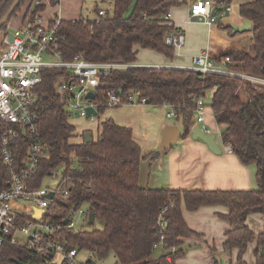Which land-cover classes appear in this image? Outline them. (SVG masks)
Segmentation results:
<instances>
[{
	"label": "trees",
	"instance_id": "trees-1",
	"mask_svg": "<svg viewBox=\"0 0 264 264\" xmlns=\"http://www.w3.org/2000/svg\"><path fill=\"white\" fill-rule=\"evenodd\" d=\"M12 1L0 0V18ZM35 1L41 2L20 0L10 19L22 9L24 16ZM108 3L111 10L106 6ZM181 4L177 0H100V4L94 5L93 17L60 20L59 32L64 36L60 46L62 60L71 61L80 54L91 62L134 64L135 46L172 60L174 49L165 44L164 38L174 27L164 18L172 7ZM43 8L41 4L36 11L42 12ZM102 9L106 16L97 21V13ZM239 15L252 23L249 45H231L215 60L219 63L228 58L227 69L264 78V0L240 4ZM8 22L0 29V48ZM219 28L231 33L229 27ZM63 77L64 72L57 69L42 73L39 90L43 97L38 103L37 128L45 155L32 183L40 186L51 169L64 164L62 174L71 176L73 188L68 199H57L60 211L53 208L52 221L61 223V218L65 219L71 209L81 206L94 213L98 228L61 233L70 247L79 253L87 251L98 260H105L113 253L115 264H175L187 251L182 239L200 236L187 226L182 207L193 212L204 206H222L226 213L220 217L230 225L222 252L230 257V262L232 255H236V264H246L243 256L248 245L255 242V264H264V230L256 234L246 223L250 215L264 216V86L238 77L202 75L177 68L131 67L114 70L100 79L93 99L99 114L105 110L111 89L125 101L135 94L149 105H169L182 129L181 138L189 135L194 124L196 100L205 99L210 93L209 107L214 120L217 125L225 126L221 142L229 143L231 153L242 164L256 166V190H168L138 185L143 156L131 129L106 119L99 124L97 138L90 137V142H84V134L75 132L68 121L65 102L57 95V85ZM170 204L173 206L161 215L167 223L164 245L154 258L153 246L159 239L156 219L161 209ZM210 251L215 252V248L211 247ZM14 260L42 262L33 250L0 247V264H15Z\"/></svg>",
	"mask_w": 264,
	"mask_h": 264
},
{
	"label": "built area",
	"instance_id": "built-area-1",
	"mask_svg": "<svg viewBox=\"0 0 264 264\" xmlns=\"http://www.w3.org/2000/svg\"><path fill=\"white\" fill-rule=\"evenodd\" d=\"M39 5L41 2L35 1L22 16L19 26L12 33L4 34L3 47L0 48V247L7 245L33 250L42 259L37 264H81L79 252L69 246L61 233L64 230H79L73 221L76 214L88 223L87 208L71 209L65 219L61 218V223L52 221L55 216L53 208L60 211L57 199H68L73 188L71 176L62 174L64 164L51 169L43 179H48L51 184L34 186L32 183L45 155L37 128L38 103L43 97L39 90L42 73L47 69L64 72L56 91L65 102L68 121L80 118L101 123V116L106 110L128 104L145 105L146 100L131 94L125 101L122 95L111 89L105 110L99 114L97 104L93 99L86 98L87 94L95 93L100 79L112 71L140 66L111 61L91 62L80 54L71 61L62 60L60 46L64 36L59 32L60 19L43 22L41 12L36 11ZM231 11V4L223 0L196 1L190 6V21L211 29ZM105 16V10H99L97 21ZM164 19L170 21V12ZM9 35L12 41L8 40ZM164 41L174 49V56H178L184 45V34L180 29L173 28L165 35ZM227 62L228 58L216 62L210 55V49L205 47L191 58V64L186 69L202 75L238 77L264 86V78L231 71L226 68ZM204 101L203 98L196 100L194 125H199L204 133H211L205 125H200L208 115ZM164 107L167 109L166 118L175 119L174 110L169 105ZM88 108H92L94 113H88ZM210 116L214 118V114ZM230 149L229 143L223 144V150ZM50 193L52 196L48 197ZM172 206L170 204L161 209L156 219L159 239L153 246L154 250L164 245L167 223L161 215ZM37 210H40L39 215Z\"/></svg>",
	"mask_w": 264,
	"mask_h": 264
},
{
	"label": "crops",
	"instance_id": "crops-1",
	"mask_svg": "<svg viewBox=\"0 0 264 264\" xmlns=\"http://www.w3.org/2000/svg\"><path fill=\"white\" fill-rule=\"evenodd\" d=\"M177 1L182 4L172 7L169 12L170 22L173 27L180 29L184 34L185 41L179 51V55L174 56L172 60H168L164 56L153 52L154 56L157 55L159 57H152V60L163 62L161 59H164V62L157 64L139 62L137 66H174L186 69L191 64V58L205 47L210 49V55L215 59V57L219 56L220 53L224 52L231 45L240 47L238 43L244 39L248 40L251 36L252 23L250 21L251 29L249 31L238 32L239 34L236 36H232V29L231 33L228 34L224 29L219 28H230V25H242L244 18L239 15V5L245 3L247 0H231V13L221 19L211 29L203 24L190 21L191 4L202 0ZM79 2L80 0H41V4L45 6L41 12V18L43 22H50L55 18H59L60 20H77L80 15L78 12ZM48 3L49 5L56 4L58 7H49ZM71 4H75L74 9L71 7ZM17 15L18 22L16 24L18 26L23 15V9ZM192 23H194V26L206 30V37L200 40L197 47H189L187 45L185 29L188 30ZM134 49L136 51L143 50L138 49V46H135ZM143 60L149 62L147 60L150 59ZM145 105V107L144 105L136 104L121 105L106 110L105 114L101 116L102 120L109 118L118 126L127 127L132 130L133 140L140 146L143 156L138 173V185L140 187L208 191H248L257 189L255 179L256 166L254 164L244 165L231 151L223 150L221 131L224 130V125H217L214 118L210 121L212 125L215 122V131H218L219 136L216 138L215 135V140L221 149L220 154L212 153L200 139L192 138L190 130L194 124L190 128L187 137H180L173 147L158 153L156 150H158L164 127L167 125L177 126L180 128L181 133L182 129L175 119L166 118L167 109L164 105ZM207 110L209 109L207 108ZM207 112H209L208 116L212 113L211 110ZM208 118H211V116ZM170 121H174V124ZM69 123L74 126L77 134L81 135L88 132L91 137L92 132H95L93 139H96L99 134L100 122L91 123L84 119L73 118L69 120ZM225 213L226 208L222 206H204L193 212L186 211L182 207V215L187 226L200 236L182 239L187 251L184 256L176 259L175 264H215L216 261H218V264H221L223 259L226 260L224 258L226 255L222 252L221 247L225 240V234L230 229V225L220 217L221 214ZM246 223L256 234L264 230L263 215H250ZM211 247L215 248V252L210 251ZM255 248V242L249 244L243 256H246L251 264H255L253 256ZM244 261L248 264L245 259Z\"/></svg>",
	"mask_w": 264,
	"mask_h": 264
},
{
	"label": "rangeland",
	"instance_id": "rangeland-1",
	"mask_svg": "<svg viewBox=\"0 0 264 264\" xmlns=\"http://www.w3.org/2000/svg\"><path fill=\"white\" fill-rule=\"evenodd\" d=\"M203 1V0H202ZM47 2V1H46ZM100 4V0H80L79 2V7H78V12L80 13L79 15V18L80 17H83V18H87V17H93L95 14L93 12V8H94V5L96 4ZM49 5V3L47 4ZM58 7V5L54 4V5H49V7ZM108 7L109 10H111V5L108 3L106 5ZM71 7L74 9L75 8V4H71ZM45 8V6H44ZM23 16V15H22ZM18 15L16 17H13L12 19H10V21L8 22L7 24V28H6V32L7 33H12L14 29H16L18 26H17V22H18ZM66 18V17H64ZM22 19V18H21ZM43 20V19H42ZM20 24V23H19ZM185 33L187 35V45L189 47H197L200 42V40L203 38V37H206V30H203L201 27H198V26H194V23H192L191 27L186 30L185 29ZM240 47H246L247 45H249V41L247 39H244L242 41H240L238 43ZM138 49H140L138 47ZM156 57H159L157 55H155ZM154 54L153 52L151 51H148V50H138L137 51V57H136V61H135V65H139V62L140 63H154V64H157V63H163L164 62V59H161L163 62H157L156 60H152V57H154ZM143 59H150V60H147L149 62H145ZM159 59V58H158ZM210 93L206 95L205 97V105H206V111H209L210 110ZM146 105H144L145 107ZM150 107V106H149ZM207 108L209 110H207ZM209 113V112H208ZM212 115V113H211ZM210 116L206 115L205 116V122L203 124H200V125H205L207 126V128L209 130H211L212 133H214L216 135V138H218V131H215L216 129V126H215V122H214V125H212L210 123V121H212V118H208ZM211 119V120H210ZM172 124H174V121H170ZM85 123V122H84ZM95 132L93 133L92 132V136L91 138L93 139L95 137ZM157 151V150H156ZM48 184H51L48 179H45L43 182H42V186H47ZM73 221L75 222V226L77 229H81V230H91V229H94V228H98L99 225L97 224V222L94 221L93 224H88L87 222H84L83 218L80 217L79 215H75L73 217ZM264 228V227H263ZM160 250H156L153 252V257L156 258L159 256L160 254ZM226 260H222L221 261V264H236V255H232V258H231V262L229 261L230 257L228 256H225L224 257ZM56 259V257L54 258V260ZM244 259L248 262V264H251L248 259L246 258V256L244 257ZM78 260L81 264H85L87 263L88 260H92L94 261L95 263L97 264H115L116 262V258H115V255L113 253H110L109 256L105 259V260H98L96 258H94V256L87 252V251H82L79 253V256H78Z\"/></svg>",
	"mask_w": 264,
	"mask_h": 264
},
{
	"label": "water",
	"instance_id": "water-1",
	"mask_svg": "<svg viewBox=\"0 0 264 264\" xmlns=\"http://www.w3.org/2000/svg\"><path fill=\"white\" fill-rule=\"evenodd\" d=\"M20 0H13L9 6V8L6 10V12L3 14V16L0 18V29L1 27L8 22L10 19L11 14L15 10V8L19 5ZM230 28L232 29V34L238 33V32H244L249 31L251 29L250 22L247 20L242 21V25L236 26V25H230ZM8 40L12 41V36H8ZM86 98L94 99V93L89 92L86 96ZM147 104V102H146ZM88 113H94V110L92 108H88ZM190 133L192 135L193 139H200L203 143L206 144L209 151H211L214 154H220L221 149L218 145V143L215 140V134L214 133H204L199 125H194L192 129L190 130ZM181 136V130L179 127L174 125H167L164 127L161 135L160 144L158 147L157 152L160 153L162 151H166L173 147V145L177 142V140ZM84 142L88 143L90 142V134L87 132L84 134ZM52 194L50 193L48 197H51ZM36 214H40V210L36 211ZM95 215L94 213H89L88 215V224H92L94 221ZM263 253V251H262ZM15 264H36V263H22L14 260ZM88 264H97L92 260L87 261Z\"/></svg>",
	"mask_w": 264,
	"mask_h": 264
}]
</instances>
